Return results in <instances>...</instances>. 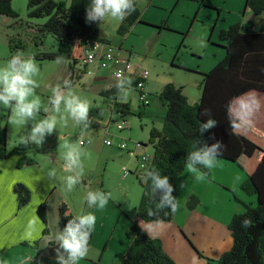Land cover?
Segmentation results:
<instances>
[{
    "label": "trees",
    "instance_id": "trees-1",
    "mask_svg": "<svg viewBox=\"0 0 264 264\" xmlns=\"http://www.w3.org/2000/svg\"><path fill=\"white\" fill-rule=\"evenodd\" d=\"M11 2L12 0H0V14L18 16ZM88 3L89 0H27L29 17H46V21L37 29L50 32L58 42L56 51L38 53L34 55L37 59L65 58L72 68L75 46L87 41L109 44L108 40L99 36L97 22H86ZM244 6L253 13L260 14L264 11V0H245ZM137 22L143 21L136 5V11L120 21L117 32L125 35ZM161 27L168 26L162 24ZM34 29L36 28L32 30ZM218 38L225 50L224 56L210 70L201 72V92L196 101L190 102L183 93L182 86L172 83H166L156 93L166 109L161 127L152 126L149 130L148 143L153 150L146 170L155 167L162 175L168 176L175 187L173 194L177 198V179L185 167L187 154L194 150L199 140L205 139L209 144L214 142L213 136L222 140L225 147L220 157L234 162L243 171L245 179L240 188L247 194L254 195L255 204H244V210L233 214L229 219L227 228L231 236V246L220 254L217 262L264 264V131L253 124L233 127L229 118L230 114L235 116L229 108L233 97L253 88L264 92V26L258 31H252L250 23L238 21L226 28H220ZM8 46L11 54L7 60L15 54L16 49L23 47V43L20 38L10 37ZM132 82L134 85V80ZM99 94L112 101L111 113H118L120 116L130 113L129 102L121 100L114 86L102 89ZM205 108L211 110V116L218 123L200 137L199 125L206 119L200 113ZM22 146L25 147L24 144ZM34 149L45 152L44 146L35 145ZM9 154L11 150L6 145L0 146V159ZM34 162L32 156L24 154L16 164L22 166ZM146 170L137 175L141 195L135 208L136 215L145 221H169L173 216L169 209H164L159 215L148 214L149 209L155 208L158 200L149 195L150 181L145 183L144 180ZM205 171L208 177L209 170ZM13 190L19 206L24 205L30 197L28 188L16 183ZM199 203L200 199L191 195L187 200V207L193 209ZM37 212L45 223L44 203L38 207ZM59 215L63 227L73 216L64 202L59 205ZM245 217L253 221V226L248 229L241 226ZM127 234L131 236L127 250L118 262L110 264H177L164 250L161 240L147 234L136 222L130 225Z\"/></svg>",
    "mask_w": 264,
    "mask_h": 264
},
{
    "label": "rangeland",
    "instance_id": "rangeland-1",
    "mask_svg": "<svg viewBox=\"0 0 264 264\" xmlns=\"http://www.w3.org/2000/svg\"><path fill=\"white\" fill-rule=\"evenodd\" d=\"M11 5L18 14L13 18L22 22L20 39L23 47L16 49L15 53L22 51L33 56L40 69L35 77L40 85L36 89V96L42 105L38 119L55 114L50 110L46 113L44 109L49 108L51 86L63 79L71 78L72 91L90 105L89 115L93 120L90 128L84 130L62 111L57 115V130L47 136L42 146L50 151L63 152L66 140L78 144L80 140H88L82 145L81 156V159L86 158L88 164L84 170L89 179L88 187L104 192H141L137 175L143 173L144 169L140 168L133 151L138 149V153L152 154V146L148 143L149 130L152 126L160 125L166 109L156 93L166 83H172L182 86L189 99H194L192 101L198 99L201 72L210 70L225 53L218 38L219 29L235 23L244 10V0H136L143 22L135 23L125 35L117 32L118 19L109 16L101 24L97 22L99 36L108 40L111 50L121 55H131L132 63L149 72L145 83L149 104H142L137 88L131 85L126 96L120 95L121 100L129 102L130 113L110 117L112 101L99 94L101 87L91 82L95 77H105L108 83H115L109 69L89 67L90 73H82L78 69L79 65L75 67L70 63L71 68L65 58L60 63H57V58L37 59L34 55L58 49V42L50 32L37 29L46 21V17H29L27 0H12ZM162 24L168 27H161ZM201 40L206 47L200 46ZM5 52L7 47L0 42V55ZM75 53H78L77 46ZM122 119L125 120L126 129L119 131L115 120ZM27 131L28 126L12 114L9 122L10 138L16 139L19 135L24 137ZM107 139L113 146L104 144ZM119 141H125L127 148L117 147ZM141 144H146V147ZM34 146L30 144L26 149ZM124 167L128 170L125 174ZM235 170L237 173L231 175L226 184L228 186L221 192H243L238 186L240 179L236 175L242 177V174L239 169ZM163 239L167 246V235ZM104 258L107 259L106 256Z\"/></svg>",
    "mask_w": 264,
    "mask_h": 264
},
{
    "label": "crops",
    "instance_id": "crops-1",
    "mask_svg": "<svg viewBox=\"0 0 264 264\" xmlns=\"http://www.w3.org/2000/svg\"><path fill=\"white\" fill-rule=\"evenodd\" d=\"M241 13L242 16L236 22L250 23L252 31H258L264 26V11L255 14L244 6ZM21 27L22 22L0 14V42L7 47V52L0 55V65L5 64L11 54L8 39L20 38ZM110 76L115 80L111 72ZM92 81L101 87L100 91L116 83H108L105 77H95ZM182 91L184 93L183 87ZM253 97L258 100V107ZM187 98L194 102V99ZM229 108L235 115L244 116L251 112V124L264 131L263 91L249 89L233 97ZM12 114L10 109L0 107V146L4 144L11 150V154L0 159V259H6L7 264H22V261H29V264H56V245L52 243L58 227L63 228L59 215V205L62 202L73 215L92 211L97 217L89 254L79 264L118 262L131 242L127 230L133 222L150 236L159 238L164 250L177 264H218L217 258L231 246V236L227 228L229 219L233 214L242 212L244 204H255L254 195L247 194L240 188L245 179L243 171L234 162L219 157L216 166L209 170V176L203 181L195 180L184 167L177 179L180 209L169 221H145L136 215L135 208L141 192H107L111 193V197L105 209H89L86 202L87 193L90 191L88 175L84 172L82 183L68 191L65 178L70 173L65 171L64 150L50 151L45 148V152L41 153L34 148L28 150L26 146H22L21 135L16 139L10 138L9 122ZM114 114L117 113H111L110 117ZM161 124L162 121L157 127H161ZM141 145L146 147V144ZM108 146H113L112 142ZM24 154L32 156L35 162L17 166V160ZM81 162L85 170L88 165L86 158L81 159ZM124 168L125 174L128 170ZM235 169H239L242 174V177L236 175L240 179L238 186L243 192H221L228 186L226 184L229 183L231 175L237 173ZM51 171L55 172V176L50 178L48 173ZM16 183L23 184L30 192L28 201L21 206L13 190ZM181 183L183 188L179 187ZM191 195L200 199V203L193 209L187 207V200ZM43 203L46 211L45 223L37 212ZM149 222L152 223L148 224ZM165 235L167 246L163 239Z\"/></svg>",
    "mask_w": 264,
    "mask_h": 264
},
{
    "label": "clouds",
    "instance_id": "clouds-1",
    "mask_svg": "<svg viewBox=\"0 0 264 264\" xmlns=\"http://www.w3.org/2000/svg\"><path fill=\"white\" fill-rule=\"evenodd\" d=\"M136 11V0H89L86 7L85 20L87 23L99 22L100 24L106 17L125 20L129 15ZM201 47H206L203 40L200 41ZM62 58H57L60 63ZM39 66L33 56H28L22 51L13 54L5 64L0 65V107L10 109L13 115L24 125L28 126V131L22 138L21 143L25 146L35 144L42 146L47 136L57 130V115L62 111L66 112L78 126L84 130L90 128L93 120L89 115L90 105L87 100L82 99L72 91V83L69 79L51 86V95L48 98L49 108L44 109L51 115H45L38 119L42 110L41 100L36 96V89L40 86L35 77L39 74ZM114 87L118 94L126 96L131 89L132 80L122 72H117ZM256 106L258 100L253 97ZM63 105V108L61 107ZM201 116L206 117L199 125V135L217 126V121L211 116L210 109H203ZM230 122L233 127L252 123L251 112L247 115H231ZM239 121V123H237ZM30 125V127H29ZM209 144L202 139L194 146V150L187 154L185 167L188 173L192 174L195 180L203 181L206 179L207 171L214 168L224 150V142L215 139ZM91 142V141H89ZM63 160L65 171L70 173L65 178L68 191L76 185L82 183L84 167L81 162L82 145L65 141L63 144ZM49 177H54L55 172L48 173ZM145 183L150 181L149 195L158 200L154 209H149V215H159L164 209H169L171 214H175L180 209V201L173 194L174 185L166 175H162L155 167L146 170L144 174ZM183 183L179 185L183 188ZM111 193L102 190H90L86 196L89 209L103 210L108 205ZM168 213L166 212L165 215ZM97 217L94 212L88 211L78 215H73L71 219L61 229L58 227L53 236L54 259L56 264H79L88 256L90 250L91 235L95 230ZM241 226L248 229L253 226V221L245 217L241 221ZM0 264H7L6 259H0ZM22 264H29V261H22Z\"/></svg>",
    "mask_w": 264,
    "mask_h": 264
},
{
    "label": "built area",
    "instance_id": "built-area-1",
    "mask_svg": "<svg viewBox=\"0 0 264 264\" xmlns=\"http://www.w3.org/2000/svg\"><path fill=\"white\" fill-rule=\"evenodd\" d=\"M78 47V53H73L71 61L75 67H78L79 71L90 73L89 67L95 68H108L112 74V77L116 80L115 74L119 71L125 76L134 80V86L139 93V99L142 104H149V92L145 89V83L148 78L149 72L147 69L142 68L138 64H134L131 61V55H121L119 52H115L108 47V44L98 41H87L84 44H80ZM118 114V113H117ZM116 128L121 131L125 126V120H115ZM88 142L80 140L79 144L84 145ZM105 143L110 145V140H105ZM118 147L126 149L127 144L125 141L119 142ZM140 168L146 170L151 161L152 154L138 153L133 151Z\"/></svg>",
    "mask_w": 264,
    "mask_h": 264
}]
</instances>
